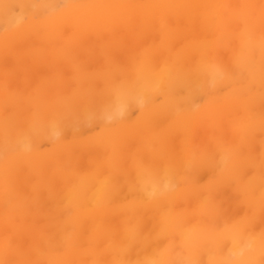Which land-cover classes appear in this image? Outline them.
I'll list each match as a JSON object with an SVG mask.
<instances>
[{"label":"bare ground","instance_id":"1","mask_svg":"<svg viewBox=\"0 0 264 264\" xmlns=\"http://www.w3.org/2000/svg\"><path fill=\"white\" fill-rule=\"evenodd\" d=\"M0 264H264V0H0Z\"/></svg>","mask_w":264,"mask_h":264},{"label":"rangeland","instance_id":"2","mask_svg":"<svg viewBox=\"0 0 264 264\" xmlns=\"http://www.w3.org/2000/svg\"><path fill=\"white\" fill-rule=\"evenodd\" d=\"M136 113L139 114V111L137 110ZM138 114H136V115H138ZM136 115H135V116H136ZM95 128H96V127H95ZM95 128H94V129H95ZM94 129H90L91 131L89 130L90 134H91L92 131H94ZM99 129H100L99 126H97L96 130L98 131ZM96 130H95V131H96ZM89 132L87 131L85 135H88ZM87 133H88V134H87Z\"/></svg>","mask_w":264,"mask_h":264}]
</instances>
